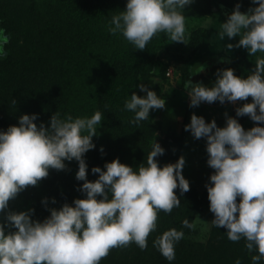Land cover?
Listing matches in <instances>:
<instances>
[{"label": "clouds", "instance_id": "obj_1", "mask_svg": "<svg viewBox=\"0 0 264 264\" xmlns=\"http://www.w3.org/2000/svg\"><path fill=\"white\" fill-rule=\"evenodd\" d=\"M193 2L127 0L125 10L112 16L108 31L122 34L141 50L162 32L171 41L187 44L191 33L184 8ZM252 3L258 6L246 12L236 4L218 33L221 39L240 37L236 44L227 43L226 48L244 47L255 57L250 74L242 78L232 68L218 69L214 86L187 81L185 87L190 89V106L215 101L235 103L251 96V102L236 108V116L248 115L260 123L245 130L237 118L227 116L226 125L219 127L215 119L206 122L203 116L193 113L185 129L194 138L207 140V164L215 170L209 177L211 183L205 185L210 211L214 213L211 223L225 227L232 241L245 238L249 252H258L251 256L253 264H257L264 259V0ZM204 18L202 26L207 29L214 19ZM0 55L6 52L0 49ZM138 87L146 95L132 92L124 104L134 113L132 124L148 120L150 110L165 107V99L156 91L144 83ZM37 119V113L23 114L18 125L0 130V212L27 186H35L47 177L50 168L65 169L66 160L78 161L76 178L84 182L79 191L86 196L59 209L51 208L50 216L43 221L32 218L34 209L8 211L0 221V264H99L114 247L135 242L146 249L147 238L157 228L158 213H171L181 206L174 190L179 188L181 195L190 190L189 180L182 174L184 156L161 167L156 157L165 149L155 140L146 164L134 169L116 158L106 162L103 169L92 167V173L99 176L89 181L84 154L96 147L93 137L104 113L96 110L90 117L74 118L57 111L47 126L44 122L38 126ZM43 203L47 205V200ZM182 223L189 229L196 227L188 218ZM6 227L15 231L6 233ZM184 235L182 229L173 227L153 244L168 261H173L175 245ZM235 264L241 261L237 259Z\"/></svg>", "mask_w": 264, "mask_h": 264}, {"label": "trees", "instance_id": "obj_2", "mask_svg": "<svg viewBox=\"0 0 264 264\" xmlns=\"http://www.w3.org/2000/svg\"><path fill=\"white\" fill-rule=\"evenodd\" d=\"M50 2L45 1V5L40 4L41 0H0V35L4 37L2 50L6 52V55H0V130L18 125L23 114L37 113V125L44 122L47 126L57 111L61 116L71 114L75 118L90 117L100 110L104 119L93 137L96 147L84 154L88 165L87 179L95 181L99 176L92 173V167L104 168L106 161L101 158V153L112 160L119 158L121 163L134 169L142 163L146 164L153 140L150 122L130 123L134 113L124 108L125 100L129 99L124 92L131 91L136 78L145 73L152 60L148 57L155 46L142 51L122 34L113 35L108 31L112 16L126 8L121 0ZM238 3L240 10L258 6L252 0H218L216 4L211 0H194L185 6L184 14L186 19L220 12L230 14ZM194 31L195 43L189 46L192 51L183 52L190 57L203 47L207 33L203 27ZM76 36L82 42L80 46L88 50L87 55L75 52L72 45ZM159 38L170 40L162 32L150 41ZM235 56L232 58L235 59ZM237 58L242 66L235 64L227 54L218 58L208 57L193 70L188 68L187 58L183 83L187 85V81H191L212 87L217 79V70L226 68H232L235 75L246 78L254 65L245 55L241 58L237 54ZM12 100L16 103L13 104ZM152 113L154 111L150 110V115ZM180 156L179 148L169 150L159 164L162 167L175 163ZM65 164L67 167L62 170L50 168L47 177L35 186H27L10 200L34 209L32 218L43 221L50 216L51 208L59 209L65 203L73 204L76 198H85L86 194L79 191L84 182L76 178L78 161L66 160ZM174 191L180 197L181 206L173 208L171 213L163 210L158 213L157 228L147 238L146 249L142 250L135 242L127 247H114L99 264H208L210 259L216 264L226 257L233 259L234 263L239 259L241 263L253 264L251 256L258 252H249L245 238L230 240L223 226L213 224L208 244L192 240L193 229L185 227L182 221L185 218L194 221L198 213L203 212V198L194 189L183 195L179 188ZM205 193L208 198V192ZM45 199L47 205L43 203ZM10 200L4 212H0V221L5 219L8 211H12L14 201ZM173 227L182 229L185 235L175 245V259L168 261L153 241ZM218 242L221 243L219 247L216 245Z\"/></svg>", "mask_w": 264, "mask_h": 264}, {"label": "rangeland", "instance_id": "obj_3", "mask_svg": "<svg viewBox=\"0 0 264 264\" xmlns=\"http://www.w3.org/2000/svg\"><path fill=\"white\" fill-rule=\"evenodd\" d=\"M51 3V0H41L40 4ZM113 1V0H112ZM214 4L218 3V0H211ZM46 3H44L46 5ZM122 5L127 3V0H121ZM233 11V10H232ZM231 11V12H232ZM241 11H247L245 9ZM228 13H216L209 16H197L190 17L186 19V25L188 31L191 33V38L189 43L185 44L183 42L170 41L168 39H157L155 41H149L145 49L142 51L149 50L147 48L153 47L150 57L152 58L145 73L140 74L134 81L131 91L136 92L138 95H146V93L141 92L138 85L140 83L146 84L151 90L157 92L158 95L165 99V107L161 109L152 110L154 113L150 115L151 118L148 119L150 122V131L152 132V143L156 140L161 146L166 149L162 155L156 157V159L161 162L163 160L164 154H167L169 150L180 149L181 156L185 158V166L182 169V174L186 179L189 180L190 189H194L200 196H202V213H198L195 217L194 222L196 227L193 229V233L190 238L196 242L208 244L210 242L211 231L213 224L211 221L214 219V213L210 211V201L206 198V184L210 182V175L215 171L208 164V153L206 150L207 140L204 137L194 138L190 130L185 129V125L189 124L191 121V115L195 113L198 116H203L206 122H211L215 119L219 127L226 125L227 116H232L238 119L245 130L256 126L260 122L251 120L248 115L236 116V108L242 106L246 102H251L252 97L249 96L247 100H237L233 102H224L223 104L219 101L212 103L201 102L199 106H190V89L185 87L186 84L183 83V69L186 64V59L188 58V68L193 70L198 67L204 59L208 57L218 58L221 55L229 54L231 60L237 65H241L240 60L237 58V54L245 55L255 66V57L250 56L247 49L244 47H234L232 49H227V43L236 44L239 40V36L228 38L225 36L221 39L219 36V31L221 30V24L228 17ZM204 17H212L214 19L213 23L206 29V37L203 47L197 50L191 57L184 51H192L191 44L195 43V29L203 27ZM204 28V27H203ZM67 39V35L65 36ZM80 38L76 36L73 42V48L77 54L85 52L87 55L89 52L84 47L80 46ZM163 40V41H162ZM4 37L0 35V49L2 48V43L4 42ZM165 41H168L165 43ZM84 48V50H83ZM72 50V48L70 49ZM192 54V52H191ZM235 59L232 58L235 55ZM257 55H260L257 53ZM187 68V67H186ZM131 91L124 92L127 97L131 96ZM126 97V98H127ZM227 114V115H226ZM264 126V125H262ZM150 141V142H151ZM101 158L106 162L113 161L106 154L101 153ZM239 197H237V202H239ZM14 201V200H10ZM12 211L20 212L29 210L28 207L24 206L19 201H14L12 203ZM207 222V223H205ZM7 228V227H6ZM13 231L12 229H6L7 231ZM219 244V245H218ZM221 243L216 245L219 247ZM212 248V247H210ZM209 248V249H210ZM214 255V254H213ZM211 258V255L209 256ZM218 259V258H217ZM213 260L210 259L208 264ZM207 262H205L206 264ZM175 264V263H172ZM179 264V263H176ZM216 264H235L233 259L226 257L225 259L219 260ZM244 264V263H241ZM257 264H264V259L257 262Z\"/></svg>", "mask_w": 264, "mask_h": 264}]
</instances>
